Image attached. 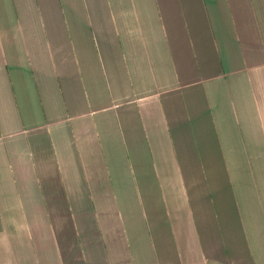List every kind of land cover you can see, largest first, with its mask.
<instances>
[{
  "label": "crops",
  "instance_id": "0c3cea01",
  "mask_svg": "<svg viewBox=\"0 0 264 264\" xmlns=\"http://www.w3.org/2000/svg\"><path fill=\"white\" fill-rule=\"evenodd\" d=\"M0 264H264V0H0Z\"/></svg>",
  "mask_w": 264,
  "mask_h": 264
}]
</instances>
